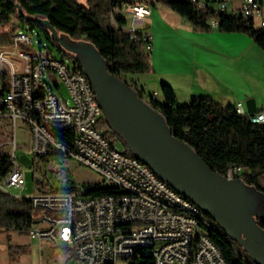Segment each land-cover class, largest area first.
I'll use <instances>...</instances> for the list:
<instances>
[{"label": "built area", "instance_id": "built-area-1", "mask_svg": "<svg viewBox=\"0 0 264 264\" xmlns=\"http://www.w3.org/2000/svg\"><path fill=\"white\" fill-rule=\"evenodd\" d=\"M189 1L198 9L212 6L246 26L264 30V0ZM114 13L126 19L131 16L132 26L127 25V31L136 38L137 26L144 25L151 10L146 3L136 2L125 4ZM112 22L118 25L114 15ZM211 23L218 28L216 20ZM34 32H15L10 36L12 43L0 47V125L9 131L8 139L0 144L9 156L8 170L0 176V192L27 199L36 212H42L28 237L39 243L40 250L43 241L71 249L73 256L68 258L73 264H124L131 254V245H144L148 238L161 239V248L153 250L155 264H228L207 232L197 230V224L189 222V211L199 209L181 200L187 204V211H172L170 205L164 204V196L175 194L130 157L128 150L112 144L97 130L105 117L94 102L93 88L81 66L72 57H52L50 49L41 44L37 50ZM143 35L149 42L146 50L151 52L152 36ZM61 85L67 90L68 99L62 94ZM145 100H157V92ZM52 105L68 108V116L46 114L45 106ZM236 112L253 125H264V113L249 115L241 103ZM70 119H77V127H70ZM19 122L28 127L31 155L41 160L51 184L46 185V190L39 188L41 193L29 198L22 195L27 167L18 151ZM71 131L82 133V141L77 145L84 148V155L70 153V148L58 138L60 133ZM64 158H71L101 176L102 183L92 187L115 189L121 194L91 196V189L75 184L51 192L55 188L51 173L64 184L68 182ZM102 162H110V169H102ZM34 164L31 160L30 166ZM244 173L245 170L237 169L229 171L227 177L240 179ZM38 178L46 184L42 176ZM14 190L20 193L13 194ZM169 237H181V244H169Z\"/></svg>", "mask_w": 264, "mask_h": 264}, {"label": "trees", "instance_id": "trees-1", "mask_svg": "<svg viewBox=\"0 0 264 264\" xmlns=\"http://www.w3.org/2000/svg\"><path fill=\"white\" fill-rule=\"evenodd\" d=\"M140 1L0 0V47H7L12 43L10 36L15 33L16 27L12 24L15 20L19 28L43 35L60 56L76 60L74 55L63 50L52 39L50 32L38 21L46 20L60 34L67 35L74 41H90L106 59L110 73L124 80L140 98L145 99L144 88L138 87L129 76L152 72L150 51L146 50L149 42L147 43L143 33H138L133 38L127 31V19L120 13H114V10H121L125 4ZM155 1L185 18L196 31H211V21L216 20L221 32L246 34L264 51L263 29L246 26L234 16L215 11L212 6L198 9L189 0ZM18 7L28 20L21 15ZM113 15L117 26L112 22ZM11 25V30L6 32L4 29ZM160 92L162 100L157 97V100L149 103L165 117L178 139L189 144L217 174L227 176L229 171L245 170L240 179L264 194L260 187V177L264 174V125L249 123L247 118L237 114L236 107L223 106L208 96L194 97L189 104H180L174 89L166 82H161ZM97 130L112 144L120 143L123 149L128 150L126 144L111 131L105 118H102ZM58 138L70 149L73 148V132L60 133ZM128 154L133 156L129 150ZM8 159L7 150L0 148V176L8 170ZM41 180L37 178V185L43 190ZM88 188L92 191L91 196L121 194L120 191L110 188ZM35 213L29 200L16 199L0 192V234H5L8 242H11L12 234L28 235L37 221ZM204 216L210 225L206 232L228 264H254L244 250L210 217L205 214ZM257 221L264 230V219L257 218ZM64 250L67 255L73 256L71 249L64 247ZM130 264L155 263L152 257H145Z\"/></svg>", "mask_w": 264, "mask_h": 264}, {"label": "water", "instance_id": "water-1", "mask_svg": "<svg viewBox=\"0 0 264 264\" xmlns=\"http://www.w3.org/2000/svg\"><path fill=\"white\" fill-rule=\"evenodd\" d=\"M38 21L63 50L75 56L109 128L132 155L210 217L254 264H264V230L257 221L264 219V194L241 179L213 172L189 144L173 134L161 113L110 73L106 59L90 41H74L48 21ZM254 106L253 101L247 102L249 115L256 114Z\"/></svg>", "mask_w": 264, "mask_h": 264}, {"label": "rangeland", "instance_id": "rangeland-1", "mask_svg": "<svg viewBox=\"0 0 264 264\" xmlns=\"http://www.w3.org/2000/svg\"><path fill=\"white\" fill-rule=\"evenodd\" d=\"M140 2L146 3L150 8H155L161 13L162 19L165 23L163 26H159L161 29V37L159 36V43L161 48H163V55L160 63V70L171 72L176 63H179L183 58L193 56L196 50L200 49L196 45L197 41L194 38L192 31L193 27L185 18H182L175 12L169 10L161 3L155 0H141ZM128 27L132 26L131 16H128ZM146 21V20H145ZM12 24L15 25V32H23L22 28L18 27V24L13 20ZM212 24V23H211ZM11 26H7L4 30L9 32ZM139 33H143L144 25L137 26ZM212 30L219 31L218 28L212 27ZM156 32V28H155ZM163 33V34H162ZM38 32H34L33 42L37 50L41 46L49 48L51 56L54 58H59V54L54 47L45 39L43 35L38 36ZM152 36L151 33H147ZM251 39V38H250ZM252 40V39H251ZM253 44L251 48H247L244 52V58L241 60H227L230 63V68L232 69L233 75H237L239 78V83L244 87L249 88L262 102L261 109L264 110V51L261 50L255 42L252 40ZM203 52H205L203 50ZM193 53V54H192ZM153 52H150V63L152 67V72L149 74L142 75H130L131 79L138 83V87L144 88L145 97H150L154 92L158 93V98L162 100L160 92V84L156 81V75L154 74V66L152 64ZM233 58V57H232ZM235 61V62H233ZM156 70V69H155ZM234 70V71H233ZM236 71V72H235ZM62 94L69 98L67 90L61 85ZM182 103H187L189 101H184ZM4 129V128H3ZM0 125V141L4 142L9 137V131L3 130ZM6 132V133H5ZM17 139L19 145V154L21 160L27 167V184L23 190V197L29 198L36 196L41 193L39 186L37 185L38 176H42L46 181L44 189L46 190V185L48 184V179L46 176L47 170L43 166V163L39 159H34L31 155L30 148V133L28 127L19 122ZM119 148H123L120 143H117ZM31 160H34V165L31 167ZM63 169L67 173L68 182L64 184L54 177V174L49 175L50 179H53V185L55 186L51 192L57 193L56 189L64 190L69 189L75 185L82 187H90L94 185H99L102 183V178L96 172L80 165L71 158L62 159ZM41 166V171H40ZM39 169V170H38ZM51 186V184H48ZM260 187L264 190V174L260 177ZM20 190H14L13 194H19ZM60 193V192H58ZM264 209V206H263ZM42 212H36L35 217L38 219L41 217ZM13 250H12V248ZM73 260H69L68 255L65 253L64 246L60 245L55 247L52 243L48 241H43L41 250L39 248V243L37 241L31 240L27 236H19L12 234L11 242L7 241L5 234H0V264H73Z\"/></svg>", "mask_w": 264, "mask_h": 264}, {"label": "crops", "instance_id": "crops-1", "mask_svg": "<svg viewBox=\"0 0 264 264\" xmlns=\"http://www.w3.org/2000/svg\"><path fill=\"white\" fill-rule=\"evenodd\" d=\"M150 10L151 15L145 19L143 34H152L153 32L152 52L154 54L152 64L156 81L159 83L166 82L170 85L174 89L180 104H189L194 97L208 96L223 106L236 107L237 104L241 103L246 113H248L247 102L253 101L255 106L252 111L264 113L258 95L241 85L238 76L231 72L229 61L227 64L229 59L241 60L244 58V51L251 48L253 44L249 36L241 33H223L220 30L200 32L193 28L192 34L200 49L196 50L193 56L183 58L179 63H176L177 66L174 65L171 72L163 71L160 70L164 50L159 43L162 29L159 26H163L165 23L159 11L155 8H150ZM129 78L137 83L130 76ZM182 99L189 102L182 103Z\"/></svg>", "mask_w": 264, "mask_h": 264}, {"label": "bare ground", "instance_id": "bare-ground-1", "mask_svg": "<svg viewBox=\"0 0 264 264\" xmlns=\"http://www.w3.org/2000/svg\"><path fill=\"white\" fill-rule=\"evenodd\" d=\"M94 102H96L98 108H101L96 99L95 93ZM45 113L53 116H68V108H65V106L62 105L45 106ZM70 127H77V119H70ZM71 132H73L74 134V140L73 148L70 149V153H74L75 155H84V148H81L79 147V145H77V142L82 141V133H80V131ZM133 159L138 163H141L142 167H145L146 171H148L149 173H153V176H156V179L160 181V184H162L164 188H167V191H171V193L175 194V196H164V204L170 205L172 211H187V204L181 203V200L185 201V203H189V205H191L193 209H199L190 200L178 194L168 184L157 177V175L147 165L143 164L135 157H133ZM102 169H110V162H102ZM176 196H178V198L180 199H178ZM189 222L197 224V230H202L203 232H206V228L210 226L209 222L204 216V213L200 209L199 211H189ZM169 244H181V237H169ZM158 248H161L160 238L145 239L144 245H131V254L127 255V262H124V264H130L134 260H141L145 257H152L153 259H155V252L153 250Z\"/></svg>", "mask_w": 264, "mask_h": 264}, {"label": "flooded vegetation", "instance_id": "flooded-vegetation-1", "mask_svg": "<svg viewBox=\"0 0 264 264\" xmlns=\"http://www.w3.org/2000/svg\"><path fill=\"white\" fill-rule=\"evenodd\" d=\"M253 187V186H252ZM257 189V188H256ZM258 190V189H257ZM259 191V190H258Z\"/></svg>", "mask_w": 264, "mask_h": 264}]
</instances>
